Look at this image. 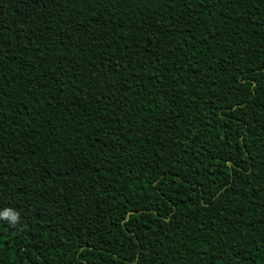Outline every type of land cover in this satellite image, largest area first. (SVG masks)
Returning <instances> with one entry per match:
<instances>
[{
    "label": "trees",
    "instance_id": "trees-1",
    "mask_svg": "<svg viewBox=\"0 0 264 264\" xmlns=\"http://www.w3.org/2000/svg\"><path fill=\"white\" fill-rule=\"evenodd\" d=\"M0 264H264V0H0Z\"/></svg>",
    "mask_w": 264,
    "mask_h": 264
},
{
    "label": "clouds",
    "instance_id": "clouds-1",
    "mask_svg": "<svg viewBox=\"0 0 264 264\" xmlns=\"http://www.w3.org/2000/svg\"><path fill=\"white\" fill-rule=\"evenodd\" d=\"M20 219V212L14 208H4L3 210H0V221H5L12 227H16L20 222Z\"/></svg>",
    "mask_w": 264,
    "mask_h": 264
}]
</instances>
